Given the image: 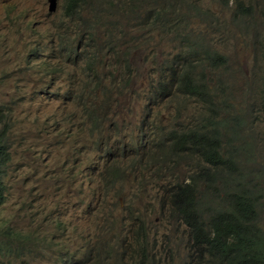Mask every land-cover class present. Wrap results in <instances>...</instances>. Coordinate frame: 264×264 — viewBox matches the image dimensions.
Masks as SVG:
<instances>
[{"label":"rangeland","instance_id":"obj_1","mask_svg":"<svg viewBox=\"0 0 264 264\" xmlns=\"http://www.w3.org/2000/svg\"><path fill=\"white\" fill-rule=\"evenodd\" d=\"M65 1L57 0V11L49 13L48 0H0V105L6 107L9 117L0 125V132L11 121L14 129H27L31 123L37 136L35 144L23 139L16 159L2 175L7 184V203L0 208V249L4 247L0 261L83 264L89 259L88 264H141L144 258H153L161 264H175L178 257L186 261L187 231L179 227L172 241L173 253L163 250L155 222L160 208L152 204L164 200L161 193L166 192L170 182L177 185L188 180L194 160H176L167 149L157 148L161 151L152 159V167L139 168L130 165L133 159L123 152H105L101 163L129 164L121 168L107 166L117 174L105 176L99 161L101 152L94 156L85 148L89 143L86 137L91 135L84 132L78 114H73V97L90 90L97 103L109 98L107 106L92 120L95 137L91 141H116L142 131L155 137L156 147L165 143V135L168 138L170 132L201 123L212 104L224 115L229 110L238 121L235 130L230 124L235 146L231 147L224 136L220 154L223 158L226 151L239 152L245 144L238 166L248 191L256 193L255 206L264 203V109L251 104L259 99L254 100L259 92L254 82L264 75V0H242L241 13L237 0H176L189 26V38L208 47L212 57L196 68L199 77L204 75L202 90L207 97L169 85L170 67L186 43L169 34L153 41L156 35L143 40L128 31L151 20L146 18L150 11L146 3H133L141 6L139 15L126 22L108 0H93L97 14L86 16L77 11L73 17L66 15ZM172 3L164 2L159 7L172 11ZM89 17L97 23L94 31H107L96 44L86 38L90 28L82 26ZM122 32L126 41L135 44L117 46L112 35L120 37ZM31 48L38 51L31 54ZM132 52L129 71L122 65ZM94 56L89 63L88 57ZM218 57L222 66L211 68L209 64ZM44 62L56 68H45L47 72L40 66ZM94 62L96 65H92ZM162 84L167 85L165 89ZM35 118L43 122L48 135L40 134ZM104 126L110 129L106 135ZM25 135L29 138L28 132ZM106 184L114 186L112 192L106 190ZM255 224L264 230L263 212H259ZM6 227L23 235L12 241L4 231ZM143 230L148 234L142 245L147 256L136 243L137 233ZM181 231L184 235L180 247ZM61 248L79 253L80 259L74 261ZM4 254H8L7 259ZM100 254L114 256L99 258Z\"/></svg>","mask_w":264,"mask_h":264},{"label":"trees","instance_id":"obj_2","mask_svg":"<svg viewBox=\"0 0 264 264\" xmlns=\"http://www.w3.org/2000/svg\"><path fill=\"white\" fill-rule=\"evenodd\" d=\"M172 1L173 3L169 5L172 11H165L166 8H162L159 11L147 12L146 18H152V20L138 24L135 33L143 40L156 35L152 41L156 37L169 34L182 43H186L183 51L175 58V62L171 66L174 69L178 66L179 70L176 73V70L172 69L173 74H171L172 79L169 85L176 84L180 91L207 97L205 91L202 90L204 78L201 79L196 75V68L205 65V59H212V57L207 51L208 47L201 44L198 39L189 38L190 29L185 22V16L180 13L181 5L176 0ZM236 6L239 7V13H241L244 9L243 1L237 0ZM128 14L131 13L128 12ZM168 14H172L173 17H166L165 15ZM110 25L115 27L117 23ZM210 27L213 25L211 24ZM127 44L135 43L127 42ZM95 57H88L87 60L91 63ZM220 59L221 57H218L215 59L217 61L210 63L209 66L211 68L222 66ZM92 65H96V63L94 62ZM89 66L91 67V65ZM259 78L264 79L263 76ZM166 86L161 85L163 89ZM262 98L264 101V91ZM212 106L215 125L212 132L198 131L191 134L174 132L170 134V138L181 139L177 143V149L184 152L179 155L187 157L189 152L190 156L193 155L194 150L191 149L194 144L197 150L195 154H198L199 157H195L198 164L197 171L189 180V184L184 187L180 185L174 187L176 184H169L165 193L170 191L168 193L169 201L187 224L188 219L183 201L193 207L195 198L201 202L202 206L204 204L208 207L206 214H209V218L204 222V225L193 223L192 232L190 230L189 233L190 247L188 250L191 264H264V233L255 224L257 209L264 205L255 206L256 193L248 191L249 186L246 183V178L238 166V164H242L240 152L245 144L242 145V149L239 148V152L228 153L226 151L227 155H224L223 158L220 154L221 139L224 141V136L228 137L227 142L231 147L235 146L236 138L230 136V124L232 123L231 129L235 130L238 121L237 119L233 120L234 114L224 119L214 104ZM226 111L229 112V110ZM6 115V110L0 108V121L6 122ZM234 149L237 150V148ZM0 150L3 151V149ZM1 151L0 169H2V164H7V158ZM176 152L178 153V151ZM4 191L5 185L0 179V205L4 200ZM203 194H207V196ZM10 233L11 235L7 236H11L10 240L12 241H17L19 236L23 235L13 234L12 229H10ZM3 248L0 249V252ZM0 264L4 263L0 261Z\"/></svg>","mask_w":264,"mask_h":264},{"label":"clouds","instance_id":"obj_3","mask_svg":"<svg viewBox=\"0 0 264 264\" xmlns=\"http://www.w3.org/2000/svg\"><path fill=\"white\" fill-rule=\"evenodd\" d=\"M138 0H108L107 2L109 3V5L111 7H115V12L118 11L123 15V19L126 20V22H130L134 19V17L139 15L141 6L140 5H133V3L137 2ZM142 3H146L149 8L150 11L151 10H162V8H160L159 6L161 4L167 3L169 0H139ZM231 1V0H229ZM49 2V13H55L57 11V0H55V10H51V6H52V2L51 0H48ZM93 0H66L65 4H64V10L66 12L67 16L73 17L75 12L79 11V12H83V14H85L86 16H91L94 14H97L96 9L93 6ZM236 11V8H235ZM131 13V14H128ZM149 12V11H148ZM236 13L238 14V12L236 11ZM87 20V22L82 23V26L84 27H88L91 30V33L88 34V36L86 37L89 42L91 44H96L98 40H100L101 38H103L104 34L107 33V31H103V30H99V31H94L96 29L97 23L95 21H93L92 17L89 18H85ZM152 20V18H151ZM150 20V21H151ZM93 21V22H92ZM92 22V23H90ZM171 22V21H170ZM172 23V22H171ZM117 27V25L115 26ZM138 29V25H136L134 28H128V31L135 33V31L137 32ZM94 31V32H92ZM137 34V33H135ZM126 34L122 32L120 37H117L115 35H112V41L119 47L124 48L126 46H128L126 39ZM108 43H110V41H108ZM38 51L37 48H31L30 52L31 54H35ZM134 52L130 53V55H128L127 58H125L124 64L122 65L123 67H125V69L130 71V66L128 64V59L132 57ZM75 55H78V50L75 49ZM31 59V58H30ZM47 60V59H46ZM98 59H96L97 61ZM76 60H74L75 62ZM41 68L43 70H46L45 68H56L53 67L52 65H50L48 62H44L43 64H40ZM87 68L91 69V67L88 65ZM174 68L170 67V75L173 74L171 71ZM176 73H178L177 70H179V67L177 66L176 69ZM47 72H50L48 70H46ZM175 73V74H176ZM198 76V74H196ZM264 77V75H262ZM261 76V77H262ZM199 77V76H198ZM199 78H203L202 76H200ZM172 79V76H171ZM260 79V80H259ZM256 80H259L257 82H254L256 84H258L259 86V92L256 95V97H254V100L259 98L257 101H253L251 102V104H253V107L259 108V109H264V101L262 98V94L264 91V79L262 78H257ZM46 94V93H44ZM69 94V98H71L72 93H68ZM91 94H93L90 90L81 92L76 94L73 99L75 102V105L73 107V114L77 113L78 114V120L80 121V123L82 124L83 128H84V132L86 131V133H88L89 135H91V137H86V139L89 140V143L85 144V148L88 149L90 151L91 154H93L94 156H96L99 152H101L102 155L99 156V161L101 163L102 158H103V154L105 152H123V154L128 155L130 158L133 159L134 164H130L139 168H151L152 165H150L152 159L154 158V156L156 154H160V149L157 148H161V149H167L170 152V157L176 159V160H180V161H184V160H190L193 159L194 162L193 164V169L189 172L188 177H186V179H188L186 182L184 183H180L177 185H174V182H170V185H174L178 186L180 185L181 187H184V185L189 184V180H191V177L194 175V173L197 171L196 166L197 164V160L195 157H199L198 154H195V152H197V150L195 149V146L193 144L192 149L194 150V154L190 156V152L188 154L187 157H184L182 155H179V153H183L184 151H180L177 149V143L179 141H181L180 138H170V134L174 133V132H187L189 134L193 133V132H212V128L215 127L214 125V113L212 112V107L210 108L211 112L209 113V115H206L205 110L203 111V113L206 115V118H204L201 123L194 125L191 129L188 128L184 131H172L169 133L168 138L165 135L166 141L165 143L158 145L156 147V139L155 137H153L152 135L150 136L148 133H143L142 131L138 134V135H133V134H128V135H124L121 136L120 138H118L116 141L115 140H111V138H104V140H97V141H91V139H93L95 137V128L94 125L92 124V120H94L97 115H100L102 108H105L108 104V100L109 98H104L100 101V103L95 102L96 98H94L93 96H91ZM88 97V103H85V99L86 97ZM263 101V105L259 104L260 101ZM205 105V104H204ZM0 108L2 109H6V107L1 106ZM225 109V107H224ZM223 110H219L218 112L221 113L222 117L225 118H229V116L231 115L230 113H228L227 111H225V115L224 112H222ZM53 116V113L52 115ZM6 118L8 119V114L6 115ZM6 119V121H7ZM111 119H113L111 117ZM34 122H37L40 126V134L42 135H48L49 133L47 131H45L43 129V122H41L38 118L33 119ZM233 120H235V118H233ZM5 122L0 121V125L4 124ZM73 127H75L74 123L72 124ZM28 128L25 129L24 127L18 128L16 127L14 129V124L11 121V124H7L4 128V130L2 132H0V149H3V151H1V153H3L6 158H7V164H2L0 169V179L2 180V182L5 185V191L3 193L4 195V200L3 203L0 205V208L7 203V184L6 182L2 179V175H6L5 173V168H7L8 165H10V162H12L14 159H16L18 151L20 149V144L21 142L24 140H26L27 142H33L34 144L36 143V133H35V129L32 126L31 123L27 124ZM139 129L142 130V125H139ZM28 132L29 133V138L25 139V133ZM108 132H110L109 127L104 126V134L106 135ZM120 134V133H119ZM124 139H126L125 141H123ZM221 139V138H220ZM39 140H42V138H39ZM222 143L220 146V149L223 147L224 141L223 139H221ZM115 144L116 147L114 149H111L110 145ZM191 147V145H190ZM245 147V146H244ZM190 150V149H189ZM244 150V148H243ZM178 151V153L176 152ZM245 151V150H244ZM242 151L240 152V154H245V152ZM103 164L101 166V168L104 170L103 173L105 176H115L117 174L115 169H111V168H121V167H127L129 164H125V165H121V161H115V162H111V163H106L103 162L101 163ZM106 165V166H105ZM105 166V168H104ZM111 168H109V167ZM106 190L110 193L112 192L114 186L113 185H109L106 184L105 185ZM170 192V191H169ZM168 192V193H169ZM168 193H161V196L164 195V200L159 203V204H152V207H159L160 211H159V217L156 218V234H157V238L160 242V247L168 252H172L173 253V247H172V241H173V237L174 235L179 231V227L183 226L185 228V230L188 233V239L186 242V261H181L180 257L176 258L177 263L175 264H191V260H190V256H189V250L188 248L190 247V230L192 232V225L193 223H199V224H203L204 222L207 220V218H209V214L206 212H208V207H206V205L203 204V206L201 205V202H199L197 199H195L194 197V206L190 207L187 202L183 201L184 204V209L186 211L187 214V219H188V224L184 221V219L182 218V216L174 210L172 203L169 201L168 199ZM119 197V196H118ZM262 205H264V203H261ZM261 212L264 213V206L261 207ZM257 212V218L259 216V212ZM202 212L204 213L202 215ZM146 215V213H144ZM147 216V215H146ZM197 221V222H196ZM162 223V227L160 226V224ZM145 225V223H144ZM189 227V229H188ZM147 228L148 231L151 233V228H150V224L149 221H147ZM205 228V227H204ZM174 229V230H173ZM173 230V231H172ZM262 231V233H264V230L260 229ZM4 231H6L7 235H11L10 233V229L8 227H6L4 229ZM170 232L172 233V235H170ZM12 233H19L18 235L23 234V232H19L16 230H12ZM181 244L180 247L182 245L183 242V235H184V231H181ZM137 239H136V243L138 244L139 250L141 253H143L145 256H147V253L144 252V249L142 248L143 243L145 242L143 237H147L148 234L146 232V230H143L142 232H138L137 233ZM65 254H67L71 259H73L74 261H78L80 259V255L79 253H71L68 250H64L63 248H61ZM102 255H104L105 257H111L114 256L113 254H100L98 255V257H102ZM116 256V255H115ZM6 259L8 258V254H6V256H4ZM116 258L118 259V261L122 260V257L116 256ZM89 260V259H88ZM88 260H86L83 264H88ZM4 262V261H2ZM154 262H156L157 264H161L158 260L151 258V261H148V259L144 258L141 262V264H153ZM6 264V263H5ZM127 264H133L131 262H127Z\"/></svg>","mask_w":264,"mask_h":264},{"label":"water","instance_id":"obj_4","mask_svg":"<svg viewBox=\"0 0 264 264\" xmlns=\"http://www.w3.org/2000/svg\"><path fill=\"white\" fill-rule=\"evenodd\" d=\"M51 2H52L51 10L53 11L55 10V0H51Z\"/></svg>","mask_w":264,"mask_h":264}]
</instances>
